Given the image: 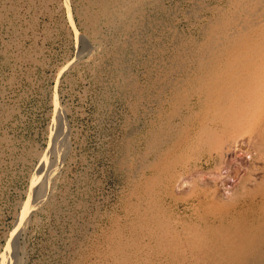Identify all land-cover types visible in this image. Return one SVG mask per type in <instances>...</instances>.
<instances>
[{"label": "rangeland", "instance_id": "obj_1", "mask_svg": "<svg viewBox=\"0 0 264 264\" xmlns=\"http://www.w3.org/2000/svg\"><path fill=\"white\" fill-rule=\"evenodd\" d=\"M205 1L150 0L109 22L92 0H0V264L112 262L107 237L132 221L136 188L156 173L145 143L170 109L168 82L184 75L176 47L226 6ZM246 137L229 156L248 160Z\"/></svg>", "mask_w": 264, "mask_h": 264}, {"label": "bare ground", "instance_id": "obj_2", "mask_svg": "<svg viewBox=\"0 0 264 264\" xmlns=\"http://www.w3.org/2000/svg\"><path fill=\"white\" fill-rule=\"evenodd\" d=\"M92 2L109 22L129 21L151 4ZM225 3L212 9L200 39L176 47V71L184 75L168 82L170 109L145 143L156 173L138 184L137 203L127 207L133 219L126 231L118 228L107 237L109 252L103 255L112 262L106 264H264V0ZM99 15H91L94 24ZM245 135L248 160L229 156L233 148L245 151ZM242 168L239 183L223 193L226 179ZM258 170L262 176L249 184ZM185 175L189 188L176 192L174 185Z\"/></svg>", "mask_w": 264, "mask_h": 264}]
</instances>
